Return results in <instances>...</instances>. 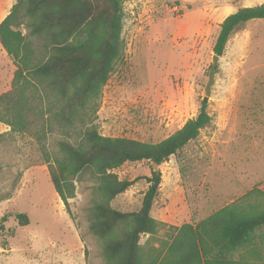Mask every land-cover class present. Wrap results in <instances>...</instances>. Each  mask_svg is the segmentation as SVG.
Segmentation results:
<instances>
[{"label": "rangeland", "instance_id": "rangeland-1", "mask_svg": "<svg viewBox=\"0 0 264 264\" xmlns=\"http://www.w3.org/2000/svg\"><path fill=\"white\" fill-rule=\"evenodd\" d=\"M262 2L123 0L121 58L99 97L88 102L83 121L59 127L48 120L41 141L29 132L0 129V217H28L24 225L12 216L4 222L0 264H103L102 242L89 229L95 177L88 169L77 174L74 196L65 202L51 183L45 156L52 162L58 141L76 144L92 125L105 136L143 141L172 134L201 106L220 22L238 7ZM18 29L26 34V21ZM32 46L42 58L39 40ZM14 69L11 58L0 61L1 93L11 88ZM41 95L46 109L52 98L44 90ZM204 104L210 123L155 167L160 183L150 215L167 220L159 236L200 220L253 186L264 190V19L247 21L228 39ZM153 166L142 160L115 169L119 178L137 180L110 205L138 209ZM257 233L264 257V227ZM147 237L142 234L140 243Z\"/></svg>", "mask_w": 264, "mask_h": 264}, {"label": "trees", "instance_id": "trees-1", "mask_svg": "<svg viewBox=\"0 0 264 264\" xmlns=\"http://www.w3.org/2000/svg\"><path fill=\"white\" fill-rule=\"evenodd\" d=\"M123 0H17L0 22V44L15 66L11 88L0 93V122L13 132H29L38 141L48 128L83 121L85 109L100 95L102 86L121 58ZM264 19V2L238 7L219 24L213 52L221 56L231 35L251 19ZM26 21L28 32L18 29ZM39 40L42 58L33 48ZM51 96L43 107L41 91ZM50 115L45 117V114ZM211 121L201 102L198 112L159 141L105 136L87 126L76 144L58 141L59 155L49 163L51 183L67 202L74 196L73 179L90 170L96 179L89 207V229L102 242L103 264H264L257 233L264 227V190L257 185L198 221L183 222L174 232L150 215L158 192L160 172L151 168L141 204L122 211L110 201L137 178L121 179L114 172L126 162L146 160L160 165ZM4 133H0V139ZM20 225L26 213L8 217ZM142 234L148 237L140 243Z\"/></svg>", "mask_w": 264, "mask_h": 264}, {"label": "crops", "instance_id": "crops-1", "mask_svg": "<svg viewBox=\"0 0 264 264\" xmlns=\"http://www.w3.org/2000/svg\"><path fill=\"white\" fill-rule=\"evenodd\" d=\"M17 2V0H0V22L9 14V12L11 11V8L13 7V5ZM259 4V3H257ZM256 5V4H253ZM247 6H252V5H247ZM10 58L8 56V54L6 53V51L3 49V47L0 44V61H2L3 59H8ZM7 64V63H6ZM7 76H8V70H7ZM7 76L4 77L5 79V83L4 86H7ZM10 81V80H9ZM1 93V92H0ZM264 118V116H263ZM186 121V120H185ZM2 123V128H0L2 130V132H7L8 130H10V126L1 122ZM249 133V131H248ZM223 206V205H222ZM217 210V209H216ZM156 220L162 221V222H166L167 220H165L164 218H162L161 216H156L154 217ZM182 224V223H181ZM179 225H175V226H180Z\"/></svg>", "mask_w": 264, "mask_h": 264}, {"label": "water", "instance_id": "water-1", "mask_svg": "<svg viewBox=\"0 0 264 264\" xmlns=\"http://www.w3.org/2000/svg\"><path fill=\"white\" fill-rule=\"evenodd\" d=\"M219 60H220L219 55H217V54L212 55V62H211V65L209 67L207 79H206V82H205L204 87H203V93H204V97L202 98L203 103L207 102L208 96H209L211 89H212V86L215 82V68H216ZM153 165H154L153 169L155 170L156 169L155 167H157L158 164L153 163Z\"/></svg>", "mask_w": 264, "mask_h": 264}]
</instances>
